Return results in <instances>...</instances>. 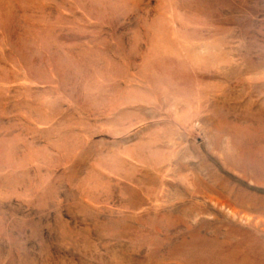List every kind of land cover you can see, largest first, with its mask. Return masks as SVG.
Listing matches in <instances>:
<instances>
[{"label": "rangeland", "instance_id": "rangeland-1", "mask_svg": "<svg viewBox=\"0 0 264 264\" xmlns=\"http://www.w3.org/2000/svg\"><path fill=\"white\" fill-rule=\"evenodd\" d=\"M0 264H264V0H0Z\"/></svg>", "mask_w": 264, "mask_h": 264}]
</instances>
